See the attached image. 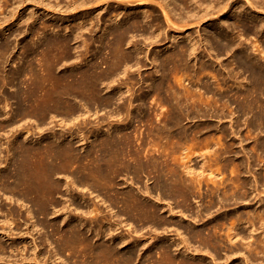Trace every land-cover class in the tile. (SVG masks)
I'll list each match as a JSON object with an SVG mask.
<instances>
[{
    "label": "bare ground",
    "instance_id": "bare-ground-1",
    "mask_svg": "<svg viewBox=\"0 0 264 264\" xmlns=\"http://www.w3.org/2000/svg\"><path fill=\"white\" fill-rule=\"evenodd\" d=\"M87 1L96 3L88 8L89 11H98L97 14L86 11L85 18L91 23L100 21L98 15L101 11H104L105 15L111 13V22L106 24L99 36L100 45L96 46L98 51L102 52V46L105 45L109 56L108 68L98 71L95 61H85L87 66L84 68L77 70L71 66L69 71H58L68 61L76 63L78 50L73 46V42H77L82 30L88 29L79 25L77 29L80 32L74 33L76 35H73V40L65 36L66 38L61 39H40L32 42V47H27L26 51L34 58L39 56L37 62L31 58L20 69L6 71L1 82L3 85L10 84L12 91L6 96L3 95V98L12 100L14 107H11L10 115L0 119V158L4 157L2 160L5 161H2L4 165L0 166V193L10 202L28 201L31 208L27 210L29 218L37 217L42 228L49 231L45 233V240L51 236L58 253H68L70 258L76 259L73 264H264V172L257 173L255 170L252 174L251 163L245 166L241 161L233 164L227 181L219 166L223 156L220 154L221 136H215L216 133L227 136V129L204 123V128L196 126L188 130L181 125V121L190 115V106L199 113L203 112L204 116L211 114L220 118L225 116V111L229 110L231 104H235L240 115H250L247 123L249 132L253 131L256 122L264 125V62L254 53L258 51V54H261L263 50L260 45L255 44L257 40L252 42L251 47L245 43L250 34L262 37L264 20L259 18V12L254 13L253 10L260 7L256 3L264 5V0H74L68 6L73 11L77 7H85L84 5L89 3ZM17 2L19 5L23 4L22 0ZM127 7L130 12L120 19L122 12L117 13L114 10H124ZM140 8L147 9L139 15ZM66 10L69 11L67 8ZM13 11L12 13L15 12ZM9 14L10 12L3 21L11 19L12 15ZM30 16L33 22V12H30ZM150 16L153 24H148ZM3 21H0L2 36L6 35L5 26L2 25L6 22ZM18 22L19 16L12 25ZM201 23H208L203 30L204 36L199 34L196 38H188V44L178 43L161 58L157 53L151 57V64H156V72H160V75L155 81L153 79L148 92L140 97L142 105H145L146 98H149L146 109L142 111L134 108L140 116L134 115L132 109L128 110L130 121L135 118L138 122L149 125L146 143L150 147H141L143 140L137 143L139 138L135 139L138 135L134 138L130 133L121 132L119 127L113 128V131L108 130L107 137H96L87 148L80 147L84 151L74 147V139H78V144L82 142L83 145L84 139L89 140L91 136L89 133L83 135L79 129L80 125L90 123L88 120L91 116L94 119V116L98 115L99 107L113 102V98L101 95L100 85L113 81V76L119 69H126L132 62L140 63L132 51L125 48V44L137 55L140 50L138 43L133 40L137 35L145 41L155 43L158 37L166 34L167 27L183 29ZM6 26H10L9 23ZM71 31L66 28L65 33ZM242 36L244 39L238 40ZM92 41H95L93 37ZM8 44L2 48L3 54H6ZM202 45L209 58L211 51L215 53V60L212 59L214 62L221 54L231 53L224 68H220V62L218 68H213L207 61H200L192 78L202 81L201 75L204 74L206 78L210 69L215 80L209 82L204 79V98L203 93H197L188 85L180 83V80L181 89L169 84L173 71L179 68L185 71L191 69L192 65L188 59L196 58ZM149 55L146 52L144 57L150 59ZM234 65L236 66L232 69ZM209 75L211 77V73ZM127 77L132 78L129 74ZM206 93L210 95L206 96ZM162 101L167 103L166 107ZM131 102L130 99V106ZM5 107H8L7 102L0 108ZM121 110L123 108L118 112ZM230 115H235V112L231 110ZM96 118L95 124H101L100 117ZM28 120L29 123L33 120L34 129L27 123ZM67 121L71 123L68 124ZM238 121L233 123H239ZM57 123L59 126L69 127L61 128L60 132H57L59 126L54 129ZM257 125L259 126L258 123ZM233 126L234 124L230 127L234 128ZM3 130L7 133L3 134ZM36 130L39 131V136L34 137V140L29 139V133L32 136ZM45 131L48 135L43 137ZM234 132L236 133V130H233ZM203 134L204 138H201ZM2 139L6 146L2 145ZM173 139L177 141L174 142ZM201 140H204L202 147ZM155 141L163 150L160 151L152 144ZM263 142L260 141L254 148L257 152L259 146H264ZM196 148L202 150L198 152ZM2 150L6 151V156L2 155ZM223 150L226 155L227 149ZM176 152L179 155H176ZM261 155L258 154L257 157ZM199 157H202V164L198 167L193 164V160ZM247 159L249 160V157ZM248 173H251L253 179L245 176ZM124 174L130 175L140 184L142 178L152 176L155 184L153 187L144 184L143 191L118 188V179ZM202 189L206 191L208 199H204L203 211L200 210L197 217H201L202 213L204 216H210L215 207L229 205L232 201L241 204L239 207L242 209L248 207L251 198L256 199V202L253 201L252 206L245 208L246 210L233 208L222 216L214 217L215 221L209 229L189 228L190 225L184 223L181 217L188 216L186 212L191 210V197L202 195ZM84 190L92 195L94 191L104 193L108 201L107 208H104H110L111 212L107 213L101 203L91 202V196L86 197ZM152 191L158 195L156 200L150 198ZM164 204L169 212L168 217L161 213ZM21 205L24 206L23 203ZM175 208L177 210H174ZM7 209L4 222L8 229L1 230L6 238L11 239L14 229L9 224L13 219L14 210L10 203ZM114 209L117 210L112 212ZM60 210L62 212H59ZM58 212L63 213L62 223L65 222V217L68 218L69 223H66L65 227L57 220ZM72 214L73 219L70 218ZM79 214L84 215L80 217ZM178 214L180 219H175ZM146 223L155 226L152 234L156 239L150 246H147L146 242L147 239H152L150 234L146 236L135 227ZM3 225L0 224V227ZM132 225L134 227L130 230L129 226ZM124 227L129 231L122 234ZM170 228H173L171 230L177 235L171 242L164 237ZM158 229L161 230L158 232ZM31 232L29 227L24 231L28 235H32ZM106 237L111 238L109 242ZM192 239L200 241V249L198 247L193 250L190 247ZM32 240L33 252L28 258L21 257L23 264H48L49 258L43 256L40 250H36L39 245L36 244L34 236ZM10 247L15 250L12 245ZM4 248L0 240V252ZM202 251L210 256L209 260L204 259ZM175 252L180 254L179 257ZM7 260L10 261L9 258Z\"/></svg>",
    "mask_w": 264,
    "mask_h": 264
},
{
    "label": "rangeland",
    "instance_id": "rangeland-1",
    "mask_svg": "<svg viewBox=\"0 0 264 264\" xmlns=\"http://www.w3.org/2000/svg\"><path fill=\"white\" fill-rule=\"evenodd\" d=\"M73 1L74 0H22L23 4L21 3L22 5H19V2H17V0L16 1H14V0H0V19L2 18L0 21H3V19H5V17L8 16V12H10V14H9L10 16L12 15L11 19H9L8 21H3V23L6 22V24H2L3 26H5L4 28L6 29L5 30L6 35H3V36L0 35V107L4 106L6 104V102H7V106H8V107H5L6 109L0 108V119H2L4 117L6 118L8 115H10L12 112L11 107H14L12 100L10 101V99H8V101H7L6 99L3 98L4 96L10 94L12 89L10 88L11 87L10 84H8V85L2 84L1 78H3V76L6 74V71L7 72H13V71H16L17 69H20L22 66H24L27 63L28 59L32 58L34 62H37V59L39 58V56L34 58L31 55H29L28 51H26L27 47L28 48L32 47V42H36L37 40L39 41L40 39L41 40H46V39H50V38L51 39L52 38H60L61 39V38H66L65 36H67L69 39L73 40V38H74L73 35H76L77 33L80 32V30L77 29V27L79 25H82L83 28L87 27L88 29L86 30V28H85L84 30H82L80 32V37L78 38L77 42H75V44L72 41L73 46L76 48V50H78V53H77L78 58L75 59L76 63L72 64V61H68V62L64 63L60 67V70H58V71L61 73L65 72V71H69L71 69V66H74L75 69H77V70L84 68L85 66H87L84 64L85 61H86V63L90 62V61L91 62L95 61L97 63L98 71H102V70L105 71L108 68L109 56L107 54L106 49L104 48L105 45L102 46V52H99L96 46L100 45V42L98 41L99 36H101V33L103 32L106 24L111 22V20H110L111 13L108 15H105L104 11H101L100 14L98 15L100 18V21L95 22V23H91L90 21L87 20V18H85V14L87 12H90V13L92 12L94 14L98 13V11H96V10H92V11L88 10V8L90 9V7L93 6V4L95 2L90 3L89 1H87L89 3L84 5L85 7L80 6V7H77V9H74L72 11L70 9V7L68 6V4L73 2ZM253 1L255 2L257 0H253ZM89 4H92V5L89 6ZM256 5L257 6L260 5V7L258 6V10L254 9L253 12L254 13L259 12V18L264 20V5L260 2L258 4L256 3ZM16 6H17V8H16ZM247 7L249 9H251L249 6H247ZM14 8H15V10H14ZM46 8L47 9L49 8V9L47 10ZM66 8L68 10L70 9L71 11L70 10L67 11ZM128 8L129 7L125 8L124 10L121 8H117L114 11L117 13L122 12V14L119 17H120V19H123V17L130 12V8L129 9ZM146 9L145 8L138 9L139 15L142 14L144 11H146ZM12 11L14 13H12ZM30 12H33V14L35 16L33 22H32V18L30 16ZM16 16L17 17L19 16V22L16 25H12L13 21H15V19L17 18ZM72 16H74L75 18ZM162 19H163V16H162ZM7 22L9 23L10 26H6L8 24ZM153 23H154V21L152 20V16H150L148 24H153ZM207 24L208 23H205V24L201 23V24H196V25L193 24L194 26L192 25L191 27H188V28L186 27L183 29L182 28L181 29L175 28V26H171V27L166 26L167 28L164 27V29L166 28L165 29L166 34L158 37L155 43H151L148 40L150 42L149 43L148 41H145L140 35H137L135 38H133V40L138 43V47L140 50L139 54H137V55L134 52V50H132L130 47H128L127 44H125V48H127L128 50H131L132 54L135 56L136 59L139 60L140 63L135 64L132 62L131 64L128 65V67L126 69H123V68L119 69L117 71V73L113 76V81H111L110 83L105 82L104 84L100 85L99 89L101 91V95L103 97L108 96V97L113 98V102H112V104L110 103V104L105 105L103 107H99L100 109L98 108V110H100V111H98L97 116L100 117V121H102L101 124L96 125L97 124V122H96L97 116L93 115L94 119L91 116V118L88 120V121H91L90 123L88 122L87 125L86 124L80 125L79 129H81V133H83V135L84 134L88 135V133H89V136L91 135L89 138L90 141L87 139H84V142H83L84 144L81 145L82 142H80L78 144V142H79V141L77 142L78 139L77 140L74 139L73 140L74 147L77 148L79 151H84V149H81L82 146L87 148L88 146H90L92 144V141H94V139L96 137H98V138H99V136L107 137L108 136V130L113 131L115 128L119 127L120 128L119 130H121V132L130 133L134 138L138 135L139 137L137 136L135 138V139L139 138L137 140V143H140L141 139H142L143 144L141 147L145 148L147 146L146 142L148 141V137H149L147 134L149 125L144 123V122L140 123L135 118L131 119V121H130V116L128 115V110L132 109L134 115H139L138 114L139 112H135L136 110L134 108L140 109L142 111L146 109L145 107L147 106V101L149 100V98H146L145 105H142L140 97H143L148 92V90L152 86L153 79L155 81V79H157V77L160 75V72L159 73L156 72V64H153V63L151 64V57L157 53L160 55L159 58H161V56L164 55L165 53L172 51L175 48V46H177L178 43L182 42V43L188 44L189 43L188 38L189 39L196 38L199 34L204 36L203 30ZM66 28L72 30L71 32L67 33L68 35L65 33ZM157 29L159 30L161 28H157ZM69 33H71V34H69ZM74 33H76V34H74ZM254 35L255 34L248 35L250 39L247 37L249 41L247 40L245 43H247L246 45L250 44L248 46L251 47V44H253L255 42V40H257V42L255 44L260 45V49H262L263 52L261 54H258V51H257V53L255 51L254 53H255L256 57L261 62H264V58H262V57H264V32L262 34L263 38L262 37L258 38V36L256 37V35L254 37ZM92 37L95 41H92ZM108 38H111V37H108ZM240 39H244V36H242V38L239 37L238 40H240ZM6 43L9 46H8L7 51L5 52L6 54H3L2 48L7 45ZM86 48H87V50H86ZM148 49H150V50H148ZM146 52H148L150 54L149 55L150 59L149 58L147 59L146 57H144ZM95 53H97V54H95ZM198 53L199 54L197 55L196 58L191 57L188 59V62L192 65V67L189 71L188 70L185 71L181 68L173 71V73L171 74V76L169 78V84L176 87L177 89H181L182 87L179 85V80H180V83H183L184 85H188L191 89L196 90L197 93H199V92L203 93V98H204V89H203L204 79L209 80V82L215 81L213 79V76H212V71H210V69H209V72H207V74L211 73V77L209 74H208V76L205 75L206 78H204V74L201 75V76H203L202 81H198L197 78H192L194 71H196L198 69L200 61H204V60H205V62L207 61L206 63L209 64L210 66H212L213 68L214 67L218 68L220 66V63L222 64L221 65L222 67H220V68H224L225 66H227V64L230 60L231 53L221 54L219 56L218 60H216L215 62H214L215 56H216L215 53H213L212 51L210 52L211 57H212V58L210 57L211 58L210 59L208 57V53H207L206 49H204L203 45L201 48H199ZM75 57H77V56H75ZM87 58H88V60H86ZM212 59H214V60L212 61ZM218 62H220V63H218ZM235 66L236 65L232 66V69L235 68ZM212 67H211V70H212ZM128 74L132 77L131 79L127 77ZM209 95L210 94L206 93V96H209ZM130 99L132 100L131 106L129 105ZM162 104L165 107L167 106V103L164 101H162ZM120 108H123V110H121L119 113L118 111ZM190 108H191V110H190L189 117L184 118L181 121V125L184 126L185 128H187L188 130H192L196 126H200V128H204L203 127L204 123L208 124V125L211 124L212 126L217 125L215 128L225 127L227 129V131H228L227 136H222L220 133L215 134V136H221V141H220L221 146L220 147L222 148V150H221L220 154L223 156H221L222 160L220 159L219 166L222 168L223 176L227 181H228V178H230V169L232 167H234L233 164L236 165L238 162H241V161H243L245 163L244 164L245 166H247L248 163H251V167H252L251 168L252 170L250 169L251 173L255 172V170L257 171V173L258 172H262V173L264 172V146H262L261 148L259 146L258 152L254 149L257 145H259L260 141H264V125L260 124L259 122H256L254 127L252 128L253 131L249 132L248 131L249 128L247 127V123H248V119H249L250 115L249 116L248 115H243V116L240 115L241 113L237 112L238 110H237L235 104H231V107L228 108L229 110L227 109L228 111H225V116L220 117V118L215 117V115L211 116V114L210 115L207 114L206 116H204V114H202L203 112H200V113L197 112V110L193 106H190ZM205 109H209V108L205 107ZM231 110H233V112H235V115H230ZM113 112H115V113H113ZM118 114H120V115H118ZM236 117H239V119ZM116 118H117V120H116ZM119 120H120V122H119ZM235 120H239L238 121L239 123H237V122L233 123V121H235ZM31 121L32 122L29 123L30 121L28 120L27 123L29 125L31 124L33 126V129H34L35 128L34 122H33V120H31ZM67 123L69 124L71 122L67 121ZM257 123L259 124V126L257 125ZM52 124L54 125L55 122ZM52 124H50V126H53ZM57 124L54 126L55 127L54 129L58 128L59 123H57ZM102 124H103V126H102ZM233 124H234V126H233L234 128L230 127ZM260 125L262 128L260 127ZM60 126L57 129V132H60L61 128L69 127V126L62 127V125H60ZM98 126H99V128H98ZM83 127H85V128H83ZM93 128H95V130ZM254 128H255V130H254ZM106 129H107V131H106ZM260 129H261V131H260ZM6 130H3L4 132L3 131H1V132L4 134L6 132ZM233 130H236V133L235 132L233 133ZM36 131L34 132V134H31L32 136H30V133H29V135H28L29 139L31 138L32 140H34L35 139L34 137L39 136V134H40L39 131H37V132ZM43 133H44L43 137L48 135L46 131ZM249 133H251V134L249 135ZM94 134L95 135L98 134V135L95 136ZM92 137H94V138H92ZM237 137H238V139H237ZM201 138H204V134L202 135ZM239 138H240V141H239ZM173 141L176 142L177 140L173 139ZM201 141H202V143L200 144L201 145L200 147L203 146L204 140H201ZM232 141L233 142L236 141V142L233 143ZM1 142H3L2 145L5 144L4 146H6L4 139H2ZM152 144H154L156 146V148H159L160 151L163 150V148L159 147V145L157 144V141L153 142ZM231 144L233 146H231ZM263 144H264V142H263ZM4 146H1V148L3 147L2 149H5ZM223 148L227 149V151H228V152H226L227 153L226 155L224 153ZM262 149H263V151L261 152ZM196 150L199 152L202 149L196 148ZM2 151H3L2 155L6 156V151L5 150H2ZM234 152H236V153H234ZM175 154L179 155L178 152H176ZM258 154H262V155L260 157H257ZM248 157H249V160L247 159ZM2 158H4V157H2ZM2 158H0L1 159L0 160V162H1L0 166L1 167L5 163V161H3L4 159L2 160ZM227 163H229L230 165ZM193 164H196L198 167L201 166L202 157L194 158ZM255 167H256V169H255ZM260 167H261V169H259ZM248 168H249V166H248ZM251 173L250 174L248 173L246 175L244 174V175L249 177L250 179H253V177L251 176ZM252 174H254V173H252ZM119 178L120 179H118V182H119L118 188L122 187L124 189H134L135 191L137 189H141V191H143L142 189H144V184L148 185L149 187H153L155 184L152 176H147L146 178H142L141 184L138 183L135 179H133L130 175L124 174V175H121ZM84 192H85L86 197L89 195L88 197L90 198V196H91V200H90L91 202L97 201L99 204L101 203L100 205L102 206V208L107 213L111 212V211H109L110 208L107 209L108 211L106 210V208H107L106 205L108 204V201H106L107 199H106V196L104 193H102L100 191H94L93 195H92V193H90L91 194L90 195V194L86 193V190H84ZM205 192L206 191L204 189H202V195H196V196L194 195L191 197V203H190L191 204V210L186 212V215H188L187 217H181V219L184 220V223H186V224L188 223V225H190L189 228H195V227L197 228L198 227V228L204 229L205 227H207L209 229V227L211 228L213 222L215 221L214 217L219 216V215L222 216L223 213H226L227 211H230L233 208H239L240 210H246L249 207H251L254 202H256V199L252 200V198H251V200L249 201L250 203L246 202V203H249L248 207H245L246 209L245 208L242 209L239 207L241 204H235L232 201L231 204H229V205H226L223 207L220 206L219 208L215 207L212 210V213L210 214V216L209 215L204 216V213H202L201 217H197V214L200 213V210L203 211L204 204H205L204 199L205 200L208 199L206 197ZM203 193H204V195H203ZM151 194L152 195L150 198L153 200H156L157 199L156 197H158L157 193L155 191H152ZM22 201L21 202H14V201L10 202L9 200L6 199L5 195L0 193V220H1L0 224L1 225H2V223L4 224L3 225L4 227L3 226L0 227V240L2 241V244L5 247L4 250L2 252H0V257H3V259H0V264H16V263L17 264H23L24 262L21 260V257L28 258L29 255L33 252V247H34V245H33L34 242L32 240L33 236L35 237L36 244L39 245V247L36 250L37 251L40 250L41 254L43 256H46L47 258H49L48 264H52V263L62 264V263H64L65 260L66 261L64 264H73V261H75L76 259L70 258L68 253H64V254L58 253V251L56 250L53 238L51 236L47 240H45V236H46L45 233H49L48 229L42 228V226L37 221V217H30L29 218L27 210L30 208L29 207L30 204L28 201H26V202L25 201L22 202ZM104 201L106 203L102 204V202H104ZM9 203L11 204V206L14 210L13 211L14 212V216H13L14 220L12 219V221H11L13 223L10 222V224H9L10 227H12L14 229V234L12 235L11 239L6 238V236L4 235V232L1 230V228L8 229V225H6L7 227L5 226L6 223L4 222V220L7 217V213H8L7 208L9 206ZM21 203H23L24 206L21 205ZM63 204L64 203H62V205ZM26 205L28 207H26ZM85 205H84V207H85ZM104 207H106V208H104ZM164 207L162 206L161 213L168 217L169 212L166 210L167 207L165 206V204H164ZM85 209H86V207H85ZM115 210H117V209H114L112 212H114ZM174 210H177V209L175 208ZM80 211L81 210H79L78 212L80 213ZM59 212H62V210H60ZM59 212L57 213V217H58L57 220L60 221V224L62 227H65L64 225L67 223L68 218L65 217V222L62 223L63 216L61 214H63V213L59 214ZM68 214L66 213V215H68ZM190 214L192 215V218H191ZM79 215H80V217L81 216L83 217L84 214L83 215L79 214ZM106 217L108 218V216H106ZM193 217L197 221H195L193 219ZM70 218L73 219L74 215L72 214L70 216ZM115 219H117V218H115ZM175 219H180L179 214H178V216H176ZM198 224H200V225H198ZM28 227L31 229V231H32L31 233H33L32 235H28V234L24 233V231H26V229H28ZM131 227H134V225L129 226L130 230H131ZM135 227L139 229L140 233L143 232L142 234H145L146 236H148L150 234V236H151L150 238H152V239L146 240L147 246H150L151 244H153V242L155 241L156 238H153V237H155V235L152 234V230L155 229V226H153L152 224L146 223L143 226L135 225ZM126 228H127V226H126ZM126 228L124 227L123 230H121L122 234L124 232L128 233L129 230H127ZM207 228H205V229H207ZM242 228H244V227H242ZM171 229H173V228L168 229L169 233L167 234V236H169V237L164 236V237L170 239L169 240L170 242H171V240L173 241V239L175 237L177 238L175 231H172ZM160 230L161 229H158L157 231L159 232ZM1 232H3V233H1ZM161 235H162V233L159 236H161ZM183 235H184V233H183ZM159 238H162V237H159ZM110 239L107 238L108 242ZM10 245H12L15 250H13L10 247ZM190 247L192 249L199 247L198 249H200L201 243L197 239H192L190 241ZM173 248H175V246H173ZM201 250H203V249H201ZM143 251L144 250L142 249L141 253H143ZM175 253L177 254V257H179L180 254H178V252H175ZM202 253L205 255L204 259H207V260L210 259V256L208 257V254L206 255V253L204 251H202ZM8 258L10 261L7 260ZM62 259L64 261H62ZM31 264H35V263L31 262ZM220 264H222V262Z\"/></svg>",
    "mask_w": 264,
    "mask_h": 264
}]
</instances>
